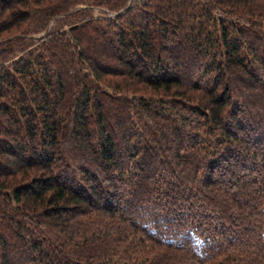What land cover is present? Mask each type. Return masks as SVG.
<instances>
[{"label":"trees","instance_id":"obj_1","mask_svg":"<svg viewBox=\"0 0 264 264\" xmlns=\"http://www.w3.org/2000/svg\"><path fill=\"white\" fill-rule=\"evenodd\" d=\"M0 264H264V0H0Z\"/></svg>","mask_w":264,"mask_h":264},{"label":"rangeland","instance_id":"obj_2","mask_svg":"<svg viewBox=\"0 0 264 264\" xmlns=\"http://www.w3.org/2000/svg\"><path fill=\"white\" fill-rule=\"evenodd\" d=\"M79 8H83V7H79ZM103 13H105V11H102V10H98V9H92V12H91V16L93 17V18H101V17H103ZM56 25V24H55ZM54 25V26H55ZM51 26H53V23L52 24H50L49 25V28H51ZM48 28V29H49ZM64 30H68V28L66 27V26H63L62 27ZM47 32V31H46ZM46 32H41V33H39V34H37L36 35V37L37 38H40V37H42ZM95 51L99 54V53H103V54H108L109 53V51L108 50H106V48H105V43L104 42H102V43H99L98 44V49L96 50L95 49ZM71 76H73V73H71V75L68 77V79H67V82L68 83H70V78H71ZM105 109H104V111H105V114L107 115V117L108 118H111V119H114V117H115V115H114V113H115V110H117V109H119V105H118V103H114V102H105ZM261 119V118H260ZM115 136L116 135H118L117 134V130H114L113 129V131H111ZM67 142H69V139H68V141ZM120 142V141H119ZM119 142H118V144H119ZM70 143V142H69ZM68 147H71V146H75L74 144H69V145H67Z\"/></svg>","mask_w":264,"mask_h":264}]
</instances>
